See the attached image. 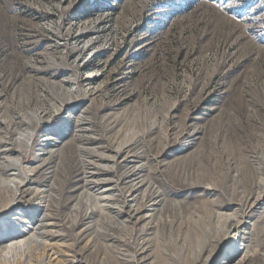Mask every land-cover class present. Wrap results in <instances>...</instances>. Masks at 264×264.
I'll return each mask as SVG.
<instances>
[{"label":"rangeland","instance_id":"1","mask_svg":"<svg viewBox=\"0 0 264 264\" xmlns=\"http://www.w3.org/2000/svg\"><path fill=\"white\" fill-rule=\"evenodd\" d=\"M69 90L76 92L78 103L50 117V123L37 132L39 141L48 135L58 137L57 144L69 139L77 132L75 119L89 109L93 124L87 126L100 129L104 141L113 147L107 153L116 156V163L100 162L121 174L126 152L117 155V150L140 139V150L150 155L134 160L158 170L157 185L171 209L163 215L166 224L147 232L150 247L139 257H148L154 247L171 252L176 236L182 245L192 218L215 211L211 201L217 204L237 188V173L235 169L228 173L220 147L227 148L229 135L250 125L246 122L243 128H235L229 124L246 121L258 109L264 114V0H0V136L28 114L51 113L53 103L67 98ZM230 104L238 105V111H231ZM222 113L231 114L225 125L216 121ZM259 120L264 121L262 114ZM110 121L109 129L104 122ZM219 126L222 131L218 132ZM206 127L209 134L193 135L195 129L203 132ZM94 145L91 142L89 147ZM68 151L67 172L75 166L73 148ZM262 151L264 140L256 145L255 153ZM255 153H248L253 161ZM200 160L208 163L200 180L213 184L217 191L209 194L201 187L184 186L181 180L171 181L168 169L174 165L188 181L198 179ZM218 160L219 169L224 165L222 170H215L213 163ZM144 176L149 178V172ZM29 199L26 193L22 207L27 215L37 208ZM67 207L66 203L62 209L67 211ZM239 210L235 204L224 208ZM263 211L264 202L257 204L246 224L256 222ZM19 212L22 209L16 207L8 218ZM172 212L178 222L170 228ZM126 216L124 212L120 219ZM212 223L224 227L216 218ZM93 230L99 235L90 234ZM61 233L64 236L50 240L57 259L49 263L44 252L38 251L24 264H134L128 253L138 241L106 212L96 211L93 218L63 228ZM116 236L122 240L114 242ZM185 244L187 256L195 257L198 240ZM239 244L245 242L238 239L235 245ZM233 245L228 242L221 253L217 249L208 264H229ZM73 249L81 262L69 261ZM23 252H11L5 264H23ZM120 253L127 254L125 262H119Z\"/></svg>","mask_w":264,"mask_h":264},{"label":"bare ground","instance_id":"2","mask_svg":"<svg viewBox=\"0 0 264 264\" xmlns=\"http://www.w3.org/2000/svg\"><path fill=\"white\" fill-rule=\"evenodd\" d=\"M68 95L67 98H58L57 103H53L52 112L54 113L43 111V115L28 114L21 118L17 126L9 125L7 134L0 136V225H2L0 264H5L7 258L11 256L10 253L15 250L24 251L23 254H26L25 258L20 259L23 264L38 251H43L46 259L51 263L59 254L50 240L64 236L61 233L63 228L71 229L80 222L93 218V213L96 211L108 213L122 230L132 232L134 240L138 241L134 249L128 253L134 264L146 259H152L149 264H208L215 251L218 249L221 253L230 241L234 245L229 253V264H264V211L259 213L256 222L246 224V217L254 215V207L264 202V151L257 155L255 153L256 145L264 140V121H258L259 115L262 114L264 117L261 109L247 116L246 121L229 124L235 128H243L246 122L250 123L247 128L234 135H229L227 130L229 135L226 142L227 148L220 147L221 155H226L228 173L232 169H235L237 173L235 177L237 188L217 204L211 201L216 207L215 211L209 209L205 217L192 218L193 223H189L186 235L183 237L184 244L179 245L181 239L178 235L171 246V252H164L163 248L154 247L148 257L144 255L140 258L139 255L150 247L149 240L145 239L147 232L152 227L159 230L158 226L166 224L167 219L163 215L165 212L170 213L171 209L170 200L164 196L163 189L157 185L158 170H152L147 163L135 162V158L150 155L147 151L140 150L142 149L140 139L125 143L117 150V155L126 152L123 159L127 161L126 167L121 174H116L114 166L101 163L100 161L116 163V156L107 153L112 151L113 147L111 143L104 141L106 137L99 133L100 129L95 125L87 126V124H93V119L88 115L91 113L89 109L84 111L85 114L82 117L75 119L78 123L77 132L72 133L69 139L57 144L58 137L48 135L40 142L37 132L50 123V117L78 103L79 98L76 92L69 90ZM240 101L243 104L247 102L242 94ZM229 107L231 111L239 109V106L235 104H230ZM230 115L222 113L216 121L225 125ZM110 123L111 121L104 122V125H108L109 128ZM220 129L221 126L215 130L222 131ZM199 133L209 134L208 128H203V132L201 128L195 129L193 135ZM183 137H186V133ZM91 142L95 144L94 147H89ZM70 148H73L72 157L75 159V166L67 172L65 168ZM32 150L34 151L31 157L29 155ZM250 151L255 153V161L261 166L255 167L257 164L248 156ZM31 160H33L32 163ZM200 161L199 164L197 163L200 171L197 175L198 179L191 178L188 181L189 177L184 176L185 173L178 171L177 165H174L168 169L171 181L181 180L184 186L201 187L209 194L217 191L218 188L213 184L200 180L201 171L205 170L208 164L206 160ZM28 164L31 165L28 166ZM214 164L215 170L216 167L219 169L220 160ZM223 166L219 170H222ZM147 172H149V178L144 176ZM107 174H111L110 177H105ZM171 188L177 189L173 184ZM26 193L30 196L28 201L37 205V208L29 215L23 213L22 207ZM36 200L39 201L36 203ZM131 202L135 204L131 205ZM66 203L67 211L62 209ZM234 204L240 206L239 211H224V208ZM16 207L22 209V212L8 218V214ZM126 207H129L127 211ZM144 211L146 213H143ZM124 212H127L126 218L120 219ZM176 217V212H172L168 221L170 228L178 222ZM213 218H216L219 223L222 221L224 227L221 228L219 224L213 225ZM27 222L33 225H27ZM90 234L95 237L99 235L96 230ZM238 239L243 240L245 244L235 245ZM112 240L117 243L122 239L116 236ZM197 240L200 245L194 248L196 256H187L185 243ZM76 254L78 252L73 249L72 259L69 261L81 262ZM125 255L127 256L123 253L118 254L119 262H125L123 258Z\"/></svg>","mask_w":264,"mask_h":264},{"label":"snow or ice","instance_id":"3","mask_svg":"<svg viewBox=\"0 0 264 264\" xmlns=\"http://www.w3.org/2000/svg\"><path fill=\"white\" fill-rule=\"evenodd\" d=\"M0 228H2V225H0Z\"/></svg>","mask_w":264,"mask_h":264}]
</instances>
